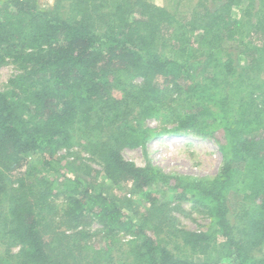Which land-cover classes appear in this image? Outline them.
Masks as SVG:
<instances>
[{
  "label": "trees",
  "instance_id": "1",
  "mask_svg": "<svg viewBox=\"0 0 264 264\" xmlns=\"http://www.w3.org/2000/svg\"><path fill=\"white\" fill-rule=\"evenodd\" d=\"M215 4L200 0L186 19L145 0H56L52 10L0 0V68L20 70L0 92V264H264V0ZM121 77L129 89L117 99ZM148 120L173 126L163 134L212 139L218 173L169 175L125 160L123 149L150 140ZM74 146L100 164L108 187L67 175L90 176L88 167L52 166ZM35 153L45 174L30 180L23 169ZM54 183L71 234L53 229ZM180 203L200 208L209 226L178 228ZM93 222L108 245L89 257L81 243Z\"/></svg>",
  "mask_w": 264,
  "mask_h": 264
},
{
  "label": "rangeland",
  "instance_id": "2",
  "mask_svg": "<svg viewBox=\"0 0 264 264\" xmlns=\"http://www.w3.org/2000/svg\"><path fill=\"white\" fill-rule=\"evenodd\" d=\"M56 0H36V4L40 9L52 10ZM148 3L154 4L159 7H164L169 11L175 12L177 17H186V19L194 18V8L200 0H145ZM204 1V0H203ZM216 0H207L208 8L213 11L216 7ZM240 70H244L243 64L239 65ZM18 67L10 61H7L0 68V92L7 91L9 86V80L19 74ZM127 78L121 77L120 81L113 84L111 87V95L114 98L120 99L121 96L129 89L126 82ZM258 80H262L261 77ZM130 81V80H128ZM126 82V83H125ZM141 81L135 79L132 81V85L139 86ZM169 99V97H168ZM145 126L153 130V134L150 140L146 143L144 148H125L121 151L123 158L137 167H145L148 163L152 166L160 169L162 172L169 175H181L194 178H210L214 177L221 166V155L218 151L217 145L210 138H201L193 133L187 134H163L164 130H171L173 126L162 125L155 120H148L145 122ZM44 156L38 153L27 157V166L23 169L25 172H29L28 178L34 180L36 177L45 174L42 168L44 162ZM52 166L57 168H63L66 171L68 164L73 163L75 168L88 167L92 170L90 176L81 175L78 171L69 172L67 175L73 178H82L84 180L96 179L97 185L104 184L109 186L107 180H103L102 169L100 164L93 158H91L81 146H74L68 150H60L55 152L52 157ZM39 172V173H38ZM98 173V174H97ZM36 177H35V176ZM53 173L48 174L52 177ZM10 185L13 187L14 178L10 176ZM122 193L133 201L139 204L144 202L146 204V198L141 195H136L131 192V187L121 188ZM54 190L58 192V195L50 199L53 207L55 208V215L50 217L53 229L55 233L65 232L71 234L73 231H68L63 220L61 219L62 209L66 206V193L58 183H54ZM148 191H154L153 188H149ZM159 194V192H156ZM145 195V193H143ZM176 205L178 203H175ZM172 217L175 220V225L186 231H198L209 226L210 219L206 214L198 207L191 203H180L172 211ZM86 231V238L82 241L81 246L88 248L86 255H91L93 251H99L104 249L105 244L108 245L106 240V234L103 232L102 227L93 222L90 225L84 227ZM120 242L130 241V237L120 235L117 237ZM46 242L49 241L47 236ZM114 242V241H113ZM116 242L111 246L114 257H117L119 252H116ZM108 248V246H107ZM6 246L0 243V255H4ZM85 249V250H86ZM108 251V249H107ZM11 254L14 255L18 252V248H12ZM85 252V251H84Z\"/></svg>",
  "mask_w": 264,
  "mask_h": 264
}]
</instances>
